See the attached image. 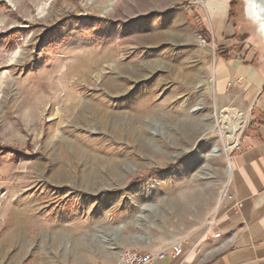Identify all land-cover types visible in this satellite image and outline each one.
<instances>
[{"label": "rangeland", "instance_id": "1", "mask_svg": "<svg viewBox=\"0 0 264 264\" xmlns=\"http://www.w3.org/2000/svg\"><path fill=\"white\" fill-rule=\"evenodd\" d=\"M232 1L223 41L264 55L260 21ZM212 3L0 0V264H114L208 225L252 124L215 87ZM89 103L119 113L121 132ZM137 108L145 137L127 135ZM232 110L243 123L229 138Z\"/></svg>", "mask_w": 264, "mask_h": 264}, {"label": "crops", "instance_id": "2", "mask_svg": "<svg viewBox=\"0 0 264 264\" xmlns=\"http://www.w3.org/2000/svg\"><path fill=\"white\" fill-rule=\"evenodd\" d=\"M231 1L213 0L210 7L218 14L211 24L221 47L213 65L215 87L232 96L252 123L228 162L231 198L222 200L213 225L182 246L180 256L173 259L169 249L165 259L151 264H264V55L223 41L230 31Z\"/></svg>", "mask_w": 264, "mask_h": 264}, {"label": "bare ground", "instance_id": "3", "mask_svg": "<svg viewBox=\"0 0 264 264\" xmlns=\"http://www.w3.org/2000/svg\"><path fill=\"white\" fill-rule=\"evenodd\" d=\"M244 2L246 4L245 11L247 12V14H249V16H251L253 19L260 21V25L262 27V36L264 37V0H244ZM98 66H99V64H94L93 66L86 65L85 67L80 69L78 72V74H80V76H81L80 79L84 82H88L90 79L89 75L91 74L92 71H94V68H97ZM109 87L110 88H113V87L117 88L118 86L110 84ZM107 89H108V85H107ZM72 101H75V100H70V103L65 106L66 107V113L70 114L71 110L74 107H76ZM86 106H87L86 109L92 115V118H97V121H99V123H102L103 125H105L106 123H110V126H112V130H114L115 135H118L121 132V130H122L121 124L120 125L117 124V123H120V120H119L120 114L119 113L111 112L109 110H108L109 112H107L103 107V103L102 104L89 103ZM146 112H148V111H146ZM83 115L85 116V114H83ZM144 115H145L144 111L142 109H139V108H137V110H135L132 113V117L130 118L132 121H130V126H129V129L127 130L128 131L127 135H129L130 137H134L137 135L145 137V135H144V133H145L144 120H142ZM85 118H86V116H85ZM225 119L229 123V133H230L229 138H232V136L236 135L238 133V131L241 129V125L243 123V117H242V115L238 114L236 111L232 110L231 112L227 113V116L225 117ZM82 121H84V120H82ZM103 125L101 126L102 128H103ZM140 149L143 150L142 145H141ZM226 172H227V177H228L229 173H230V164L228 165ZM147 209H148V205H144L143 208H141L140 210L143 211V210H147ZM164 214H161V216H162L161 219L164 221V223L169 224L170 223L169 216L167 217ZM141 217L139 216L138 218H141ZM179 217H180V214L178 212H176L177 220ZM118 228H122V225L118 226ZM103 239H105L104 236H103Z\"/></svg>", "mask_w": 264, "mask_h": 264}, {"label": "built area", "instance_id": "4", "mask_svg": "<svg viewBox=\"0 0 264 264\" xmlns=\"http://www.w3.org/2000/svg\"><path fill=\"white\" fill-rule=\"evenodd\" d=\"M198 40L199 42H201L202 45L206 46L207 42L205 41L204 37L200 34L198 36ZM235 147H238V144L235 145ZM225 197H227L228 199L231 198L230 195H228V193H226ZM209 226L213 225V221L212 219L210 221H208L207 223ZM172 252V258L175 259L176 257L180 256L182 254V244H175V246H172L171 248H169ZM169 249H165V250H161L158 253H141V252H137V251H125L122 252L119 255V259L114 262V264H151L154 261L158 260H163L165 259L166 253ZM99 264H108V263H99Z\"/></svg>", "mask_w": 264, "mask_h": 264}, {"label": "trees", "instance_id": "5", "mask_svg": "<svg viewBox=\"0 0 264 264\" xmlns=\"http://www.w3.org/2000/svg\"><path fill=\"white\" fill-rule=\"evenodd\" d=\"M234 4V1H231V3L229 4L230 9L234 7Z\"/></svg>", "mask_w": 264, "mask_h": 264}]
</instances>
